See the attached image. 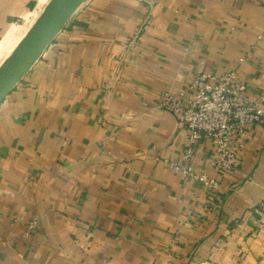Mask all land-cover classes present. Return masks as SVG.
I'll return each mask as SVG.
<instances>
[{
	"label": "crops",
	"instance_id": "1",
	"mask_svg": "<svg viewBox=\"0 0 264 264\" xmlns=\"http://www.w3.org/2000/svg\"><path fill=\"white\" fill-rule=\"evenodd\" d=\"M48 1L0 0V44ZM260 34L264 0H85L0 101V264H264V118L231 170L193 144L201 188L158 103L231 70L264 96Z\"/></svg>",
	"mask_w": 264,
	"mask_h": 264
},
{
	"label": "built area",
	"instance_id": "2",
	"mask_svg": "<svg viewBox=\"0 0 264 264\" xmlns=\"http://www.w3.org/2000/svg\"><path fill=\"white\" fill-rule=\"evenodd\" d=\"M263 37L260 34L257 39ZM189 88L188 94L164 92L158 98L159 105L173 112L184 126L191 144L183 149L178 161L164 159L163 163L173 172L193 179L201 188L218 187L214 178L195 169L193 144L206 138L213 146V166L231 170L243 147L241 140L264 118V96L255 101H239L238 94L244 84L235 70L218 77L194 76ZM261 212L264 215V204ZM34 226V222L28 224L29 228Z\"/></svg>",
	"mask_w": 264,
	"mask_h": 264
},
{
	"label": "water",
	"instance_id": "3",
	"mask_svg": "<svg viewBox=\"0 0 264 264\" xmlns=\"http://www.w3.org/2000/svg\"><path fill=\"white\" fill-rule=\"evenodd\" d=\"M85 0H49L20 42L0 64V101L21 80ZM47 3V4H48Z\"/></svg>",
	"mask_w": 264,
	"mask_h": 264
},
{
	"label": "rangeland",
	"instance_id": "4",
	"mask_svg": "<svg viewBox=\"0 0 264 264\" xmlns=\"http://www.w3.org/2000/svg\"><path fill=\"white\" fill-rule=\"evenodd\" d=\"M30 10H31V12H30V15H29V17L30 18H28V19H26V20H24V19H19V20H14L15 21V24L19 27H25L24 29H23V31H22V33L21 34H19V37L18 38H14V39H11V40H7V41H4V42H2L1 44H0V49H1V51H0V64L2 63V59H4V58H6L7 56H9V54L11 53V51L13 50V48L20 42V40H21V38L24 36V34L27 32V30L31 27V23L30 22H28V24L26 23L29 19H31L32 17H34L36 14H35V8L33 7V4H29L28 6H27ZM9 17V16H8ZM8 17H7V19H8ZM70 21V20H69ZM69 21H68V23L66 24V25H68L69 24ZM13 28V25L7 30V31H9L10 29H12ZM14 28H17L16 26L14 27ZM6 31V32H7ZM5 32V33H6ZM4 33V34H5ZM4 36V35H3ZM3 36H2V38H3ZM1 38V37H0ZM2 38H1V40H2ZM1 40H0V42H1ZM9 47V48H8ZM12 47V48H11ZM5 50V51H4ZM2 57V58H1Z\"/></svg>",
	"mask_w": 264,
	"mask_h": 264
},
{
	"label": "bare ground",
	"instance_id": "5",
	"mask_svg": "<svg viewBox=\"0 0 264 264\" xmlns=\"http://www.w3.org/2000/svg\"><path fill=\"white\" fill-rule=\"evenodd\" d=\"M48 5H49V4H48ZM48 5L46 6V8L48 7ZM35 22H36V21H35ZM35 22H34V23H35ZM33 25H34V24H33ZM8 48H9V47H8ZM11 48H12V47H11ZM0 51H1V49H0ZM4 51H5V50H4ZM1 58H2V57H1ZM4 59H5V58H4ZM4 59H2V60H4Z\"/></svg>",
	"mask_w": 264,
	"mask_h": 264
}]
</instances>
